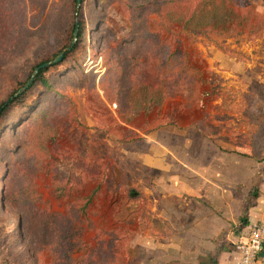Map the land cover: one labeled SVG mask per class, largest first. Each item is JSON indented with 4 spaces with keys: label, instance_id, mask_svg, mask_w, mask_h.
<instances>
[{
    "label": "rangeland",
    "instance_id": "1",
    "mask_svg": "<svg viewBox=\"0 0 264 264\" xmlns=\"http://www.w3.org/2000/svg\"><path fill=\"white\" fill-rule=\"evenodd\" d=\"M146 3L0 0V106L63 54L49 85L32 82L0 119V264H185L149 224L146 169L108 141L143 139L118 119L152 128L170 97L203 93L224 139L243 143L264 123V0H204L179 20L197 70L172 91L153 47L129 42Z\"/></svg>",
    "mask_w": 264,
    "mask_h": 264
},
{
    "label": "crops",
    "instance_id": "2",
    "mask_svg": "<svg viewBox=\"0 0 264 264\" xmlns=\"http://www.w3.org/2000/svg\"><path fill=\"white\" fill-rule=\"evenodd\" d=\"M202 95L193 101L170 97L156 114L158 124L145 130L118 119L124 135L136 130L143 139L108 141L118 156L146 169L139 190L149 203L151 228L160 229L157 237L175 245L179 258L186 257L185 264H199L212 256L218 264L221 258L232 264L231 251L217 253V244L226 237L233 243L248 223L264 221V123H253L255 131L248 141L224 139L219 124L210 123L214 111ZM256 186L259 193L253 197ZM138 218L141 224L140 211Z\"/></svg>",
    "mask_w": 264,
    "mask_h": 264
},
{
    "label": "trees",
    "instance_id": "3",
    "mask_svg": "<svg viewBox=\"0 0 264 264\" xmlns=\"http://www.w3.org/2000/svg\"><path fill=\"white\" fill-rule=\"evenodd\" d=\"M203 3L204 0H147L146 5L141 6L142 9H145L148 12L144 18L142 17L136 35L130 38L129 42L134 43L137 40H144V43H149L150 46L153 47L152 50L148 52L147 56L149 57H147V59H153L155 61L158 60L159 62L165 61L164 66L166 68V73L168 74L167 87L170 86L171 91L174 87H178L179 83L181 85L193 71L197 70V68L190 64L191 61L189 60V56L190 52H193V50H190L189 44L184 40L185 37L182 35L184 33V29L182 28L181 30L179 20L183 19L189 21L193 16H195ZM153 9L160 18L163 19L164 16L168 14V16L172 17V19L166 21L165 25H156L154 20L150 19V16L154 13ZM77 26H80V24L75 23L73 26L74 34ZM215 28V26L211 25L204 29L200 27L195 29L194 32L196 33L194 34H206L207 31L205 30L209 29L215 31ZM79 34L82 35L81 30H79ZM126 40H124V42H126ZM163 55H165L164 58H162ZM49 62L52 61H44L38 65L40 69L35 75L33 82L40 80L43 85H49V81L47 80L45 74L57 64V62H53L48 66H42ZM24 96L25 92L23 91L19 95H14L13 97L16 98L14 103L20 101ZM14 103H12V98H10L0 106V119L5 114L4 112L8 111L10 106ZM258 193L259 188L256 186L252 190L253 197H256ZM136 194L138 193H132V195ZM246 222L247 220L244 219V223ZM232 249L233 243L226 242L225 240L217 244V253L231 251ZM199 264H218V262L216 258L212 256L209 259L202 258Z\"/></svg>",
    "mask_w": 264,
    "mask_h": 264
},
{
    "label": "built area",
    "instance_id": "4",
    "mask_svg": "<svg viewBox=\"0 0 264 264\" xmlns=\"http://www.w3.org/2000/svg\"><path fill=\"white\" fill-rule=\"evenodd\" d=\"M264 253V221H253L241 230L230 252L232 264H261Z\"/></svg>",
    "mask_w": 264,
    "mask_h": 264
},
{
    "label": "water",
    "instance_id": "5",
    "mask_svg": "<svg viewBox=\"0 0 264 264\" xmlns=\"http://www.w3.org/2000/svg\"><path fill=\"white\" fill-rule=\"evenodd\" d=\"M81 3H82V0H78V6H80ZM78 30H79V26H77V28H76V30H75V35H77ZM62 56H63V54L59 55V56L54 60V62H58V61H60L61 58H62ZM51 63H52V62H49V63H46V64H44V65H42V66H48V65L51 64ZM39 69H40L39 67L36 68V71H35L34 74L32 75V77H31V79L29 80V82L25 85L24 88H22L20 91H18L17 95H19L22 91L26 90V89L29 87V85L32 84V82H33V80H34V78H35V75L37 74V72L39 71Z\"/></svg>",
    "mask_w": 264,
    "mask_h": 264
}]
</instances>
